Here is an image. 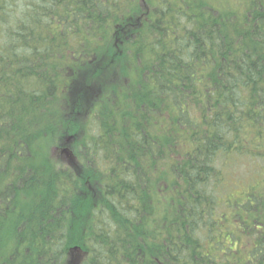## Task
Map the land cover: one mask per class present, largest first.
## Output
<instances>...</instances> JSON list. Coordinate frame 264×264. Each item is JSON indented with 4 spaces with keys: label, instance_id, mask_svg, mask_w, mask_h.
Wrapping results in <instances>:
<instances>
[{
    "label": "trees",
    "instance_id": "obj_1",
    "mask_svg": "<svg viewBox=\"0 0 264 264\" xmlns=\"http://www.w3.org/2000/svg\"><path fill=\"white\" fill-rule=\"evenodd\" d=\"M0 264H264V0H0Z\"/></svg>",
    "mask_w": 264,
    "mask_h": 264
},
{
    "label": "rangeland",
    "instance_id": "obj_2",
    "mask_svg": "<svg viewBox=\"0 0 264 264\" xmlns=\"http://www.w3.org/2000/svg\"><path fill=\"white\" fill-rule=\"evenodd\" d=\"M136 88L131 91L133 94L136 91ZM137 92H139L138 97L143 95L145 97H148L149 102H154L155 104H158L157 98L153 96V94H154V86L153 85H151V84H149L148 86L144 85L142 87V89L139 88V90ZM137 104L140 105V107L148 106V103H145V105H141L139 102H137ZM145 140H151V139H149L148 137H144L143 134H139L138 139L134 140L137 143V145L139 146L138 149L141 150V147L144 144ZM122 145L125 146L126 143H122ZM222 161H223V163L229 164L227 168H223V169L230 171V174L228 175V180L230 181V183H232L233 188L237 189V188H240L241 186H243V188H247V190H248L249 189V187H248L249 183L254 187H256L257 185L262 183L260 175H258L256 172H254L252 174L251 170L248 171V168L250 166H252V163L250 161L247 160V161H245L239 165H236L233 162L232 158H228V159L225 158ZM243 174H246V175L241 176ZM240 179H242V180L246 179L247 184L241 183Z\"/></svg>",
    "mask_w": 264,
    "mask_h": 264
}]
</instances>
